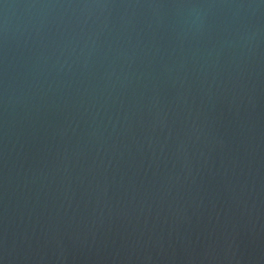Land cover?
I'll list each match as a JSON object with an SVG mask.
<instances>
[{"label":"water","instance_id":"water-1","mask_svg":"<svg viewBox=\"0 0 264 264\" xmlns=\"http://www.w3.org/2000/svg\"><path fill=\"white\" fill-rule=\"evenodd\" d=\"M0 264H264V0H0Z\"/></svg>","mask_w":264,"mask_h":264}]
</instances>
